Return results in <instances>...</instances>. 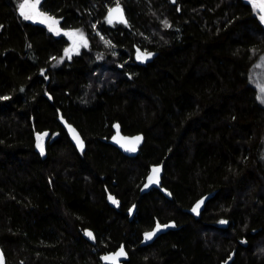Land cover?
Returning <instances> with one entry per match:
<instances>
[{"label":"trees","instance_id":"16d2710c","mask_svg":"<svg viewBox=\"0 0 264 264\" xmlns=\"http://www.w3.org/2000/svg\"><path fill=\"white\" fill-rule=\"evenodd\" d=\"M24 2L0 0L7 263L100 264L124 243V264H264V104L249 82L264 0H40L56 32L25 19ZM116 4L128 23L107 19ZM72 30L88 44L68 58ZM117 122L144 134L136 156L109 143ZM158 164L161 186L143 193ZM157 221L176 226L141 245Z\"/></svg>","mask_w":264,"mask_h":264},{"label":"water","instance_id":"95a60500","mask_svg":"<svg viewBox=\"0 0 264 264\" xmlns=\"http://www.w3.org/2000/svg\"><path fill=\"white\" fill-rule=\"evenodd\" d=\"M117 5L119 6L120 11L119 12H112L111 17H110L109 10L117 8ZM261 9H262V14L264 16V7H262ZM106 15H107L108 20L111 19V22L128 23V15H127L126 9L120 4H116V5L109 7ZM59 120L62 123V125L66 128V130L69 133V136L71 137V139L74 142H78V140L81 141V136H80L79 131L76 129V127L73 124L68 122L63 117L62 113H60ZM113 129H114V133L110 137L109 143H111L112 145L117 147L121 152H123L126 155L136 156L139 153L142 144L144 143V140H145L144 134L143 133L125 134L122 131L120 123H118V122L113 125ZM77 137H78V140H77ZM137 137L140 138L139 141H136L135 138H137ZM133 147L135 148V151L130 150ZM154 168H158L159 172L154 174L153 173ZM162 175H163L162 165H160V164L153 165L150 168V170H149V172L145 178V181L142 185L141 191L143 193H145V192L150 191L152 188L160 187L161 182H162ZM149 177H152V179L150 180ZM211 196H212L211 193L204 195L190 209H188V211L191 214H193L195 217H199L201 215L202 210L204 209L206 202L208 201V199ZM197 205H199V207L197 208V211L194 212L193 209L196 208ZM221 221H225V223H221ZM227 223H228V221L225 219L220 220L218 222V224L220 226H226ZM158 225H159V228H157ZM175 226H176V223L173 221H171V222L157 221L152 229L146 231L143 234L141 245L151 244L160 235L166 233L168 230L174 228ZM89 232L92 233V237H89L87 235V233H89ZM147 233H154V235L151 237V239H146L145 237H146ZM83 235L90 242H92V243L97 242L96 234L92 229L86 228L83 231ZM121 249H123V254L116 256L117 253L121 252ZM105 257H115V259L105 260L104 259ZM128 259H129V254L127 252L125 244L123 243L115 251L104 253L100 257V264H124V262ZM0 264H7L6 256H5V253H4L1 245H0Z\"/></svg>","mask_w":264,"mask_h":264},{"label":"rangeland","instance_id":"374dc122","mask_svg":"<svg viewBox=\"0 0 264 264\" xmlns=\"http://www.w3.org/2000/svg\"><path fill=\"white\" fill-rule=\"evenodd\" d=\"M31 1V0H29ZM35 2L34 0H32ZM25 3V2H24ZM37 11L34 12L30 7L25 8V13L30 15L32 18L30 20L34 21H42L48 25V27L57 31L58 20L53 16L49 15L47 12L42 10L41 6L38 4ZM259 13V10L257 9ZM42 14V15H41ZM260 15V13H259ZM55 21L56 23H53ZM82 32L80 30H72L68 34L70 45L67 50H70L68 54H65V57L70 58L73 54L79 53L81 49L85 46L84 41H86V45L88 44V40L83 34V40L80 39V34ZM138 58L140 60H146L149 58V53L139 51ZM249 82L257 89L258 99L261 101V98H264V92L261 91V88H264V55L254 64L249 73ZM262 102V101H261ZM264 104V102H262ZM43 142V140H41Z\"/></svg>","mask_w":264,"mask_h":264},{"label":"snow or ice","instance_id":"6c2138e0","mask_svg":"<svg viewBox=\"0 0 264 264\" xmlns=\"http://www.w3.org/2000/svg\"><path fill=\"white\" fill-rule=\"evenodd\" d=\"M37 4H39V0H35V3L34 4H28V0H25V3L24 4H21L20 5V10H21V15H23L24 16V18L25 19H31L32 17L30 16V15H28V14H26L25 13V8L26 7H30L31 9H35L36 8V5ZM120 11V9H119V6L117 5V8H115V9H110L109 10V15H110V17H111V14H112V12H119ZM42 15V14H41ZM261 19L262 20H264V16H262L261 17ZM109 22L111 23V19H109ZM53 23H56L55 21H53ZM166 26H167V24H166ZM80 39L81 40H83V34L81 33L80 34ZM84 44H85V46H86V41H84ZM70 50H65V54L67 55L68 54V52H69ZM261 91L262 92H264V88H261ZM261 101L262 102H264V98H261ZM136 139V141H139V137H137V138H135ZM77 140H78V137H77ZM78 143H81V146H82V142H80L79 140H78ZM38 147H40V145H38ZM130 150H132V151H135V148L133 147V148H131ZM41 151H43V149L41 148ZM159 172V169L158 168H154L153 169V173L155 174V173H158ZM149 179L151 180L152 179V177H149ZM110 199H112L111 197H109ZM116 201L115 200H113V203H115ZM199 207V205H197V207L196 208H194L193 209V211L195 212V211H197V208ZM221 223H225V221H221ZM157 228H159V225L157 226ZM87 235L89 236V237H92V233H87ZM154 235V233H147L146 234V239H151V237ZM123 254V249H121V252L120 253H117L116 254V256H119V255H122ZM105 260H108V259H115V257H105L104 258Z\"/></svg>","mask_w":264,"mask_h":264},{"label":"flooded vegetation","instance_id":"af4514ba","mask_svg":"<svg viewBox=\"0 0 264 264\" xmlns=\"http://www.w3.org/2000/svg\"><path fill=\"white\" fill-rule=\"evenodd\" d=\"M35 2H33V1H28V4H34ZM39 3H40V0H39ZM37 6H38V4L36 5V8L33 10L34 12H36L38 9H37ZM43 147H44V143H43V145H42ZM115 251V250H114ZM107 253V252H106ZM103 255V254H102ZM101 255V256H102ZM100 256V257H101ZM8 264V263H7Z\"/></svg>","mask_w":264,"mask_h":264},{"label":"bare ground","instance_id":"6f19581e","mask_svg":"<svg viewBox=\"0 0 264 264\" xmlns=\"http://www.w3.org/2000/svg\"><path fill=\"white\" fill-rule=\"evenodd\" d=\"M111 7V6H110Z\"/></svg>","mask_w":264,"mask_h":264}]
</instances>
